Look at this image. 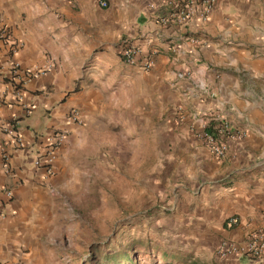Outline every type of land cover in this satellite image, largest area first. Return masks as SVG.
I'll return each instance as SVG.
<instances>
[{"label": "crops", "instance_id": "crops-1", "mask_svg": "<svg viewBox=\"0 0 264 264\" xmlns=\"http://www.w3.org/2000/svg\"><path fill=\"white\" fill-rule=\"evenodd\" d=\"M108 2L0 0V29L8 27L17 43L13 52L0 39V116L17 119L26 144L12 151L7 171L1 153L7 136L0 133V189L14 192L11 199L0 192V264H66L59 196L77 178L76 148L86 154L96 117L138 89L143 107L167 112L168 156L180 163L171 232L209 264H264V254L254 260L217 253L223 239L243 244L263 224L264 0H216L208 19L199 2L188 22L168 24L159 17L179 9L169 0ZM124 39L139 47L141 59L152 60L150 68L117 55ZM15 60L45 72L13 74ZM73 108L80 109L83 124L70 121ZM223 117L234 137L220 160L195 129ZM57 129L65 130L66 141L56 150V174L48 177L33 156ZM232 217L240 222L230 225Z\"/></svg>", "mask_w": 264, "mask_h": 264}, {"label": "rangeland", "instance_id": "rangeland-1", "mask_svg": "<svg viewBox=\"0 0 264 264\" xmlns=\"http://www.w3.org/2000/svg\"><path fill=\"white\" fill-rule=\"evenodd\" d=\"M141 94L139 89L124 93L117 107L96 117L86 138L89 154L83 157L76 148L77 178L59 196L65 204L60 245L69 256L66 264H91L95 249L121 248L131 249L138 264H188L187 257L210 263L171 232L180 163L168 156L173 142L167 112L143 107ZM177 244L184 246L176 253L181 259L164 261L162 251L178 250Z\"/></svg>", "mask_w": 264, "mask_h": 264}, {"label": "built area", "instance_id": "built-area-1", "mask_svg": "<svg viewBox=\"0 0 264 264\" xmlns=\"http://www.w3.org/2000/svg\"><path fill=\"white\" fill-rule=\"evenodd\" d=\"M99 2L102 7H107L109 5L108 0H99ZM199 2H201L203 5V19H208L209 13L211 12L216 0H169L168 3L171 6L175 5V7H179V9H177L178 11H166L164 15H161L159 18L162 23L165 24L173 21H181L186 23L191 19ZM0 39L6 40L10 44V51L14 52L16 50L17 43L12 40V36L8 27H3L0 29ZM191 40L197 41L196 38H192ZM119 48V53L126 63L135 65L139 64V61H141V66L144 69L151 67L152 60L148 58H144V60L141 59V50L130 40H122ZM44 72V69L34 70L30 68H23L21 62L18 60H15L12 64V73L16 75L22 74L24 78L33 77ZM20 95L21 94H19V97ZM29 109V107H25V110L28 112ZM69 119L78 125H81L84 122L79 108H73L70 111ZM195 132L197 133L198 137L203 140V142L207 145L216 158L222 160L226 157L229 151V139L234 137V132L231 130L230 123L224 119V117L215 118L214 120L212 118L209 120H204L200 127L195 129ZM0 133L7 136L5 145H2L1 153L5 162L6 170L10 171L8 162L11 158L12 151L24 149L26 144L23 136L20 134L17 128V119L15 117L10 118L9 120H4L0 116ZM51 137L52 140L50 143L37 149L33 156L34 165L38 169H42L48 177H52L56 174L53 161L56 157V150L60 148L66 141V132L65 130L57 129L53 132ZM0 192H3L9 199L13 198L14 196L13 189L9 187L0 189ZM262 220V226L249 232L243 244H240L239 242L232 239H223L217 249L219 256L226 257L240 252L241 254L249 255L254 260L262 259L264 254V215L262 216ZM239 222L240 219L238 217H232L229 219L230 225H236Z\"/></svg>", "mask_w": 264, "mask_h": 264}, {"label": "trees", "instance_id": "trees-1", "mask_svg": "<svg viewBox=\"0 0 264 264\" xmlns=\"http://www.w3.org/2000/svg\"><path fill=\"white\" fill-rule=\"evenodd\" d=\"M164 261L174 260L175 258L181 259L178 254L174 251L169 252L167 250L161 253ZM185 258V257H184ZM189 259L188 264H202V261L196 257H187ZM183 259V258H182ZM91 264H138L136 258L133 256L131 249L121 248L115 253L105 252L102 253L95 249L92 252V257L90 258Z\"/></svg>", "mask_w": 264, "mask_h": 264}]
</instances>
